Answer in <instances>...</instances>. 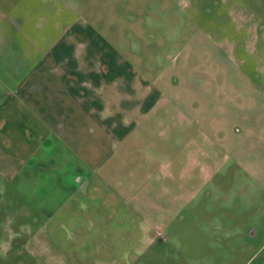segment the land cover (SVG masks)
<instances>
[{
  "label": "rangeland",
  "instance_id": "rangeland-1",
  "mask_svg": "<svg viewBox=\"0 0 264 264\" xmlns=\"http://www.w3.org/2000/svg\"><path fill=\"white\" fill-rule=\"evenodd\" d=\"M6 1L27 23L0 25V264H264V95L246 79L264 86V0ZM80 18L152 87L178 77L166 99L199 103L192 118L218 148L178 145L170 119L184 115L165 104L117 152L98 124L71 127L74 139L43 126L13 88ZM87 148L109 151L107 183Z\"/></svg>",
  "mask_w": 264,
  "mask_h": 264
},
{
  "label": "crops",
  "instance_id": "crops-1",
  "mask_svg": "<svg viewBox=\"0 0 264 264\" xmlns=\"http://www.w3.org/2000/svg\"><path fill=\"white\" fill-rule=\"evenodd\" d=\"M9 6L6 0L1 2L0 25L24 26L27 23L24 14L10 12L15 8ZM42 49L40 58L27 59V69L24 72L21 68L23 78L17 80L13 92L31 101L29 109L32 112L39 110L42 125L56 127L60 139H69V136L77 138L78 131L70 130L71 127L98 124L101 133L104 132L103 136L112 140L113 149L116 150L117 146L131 139L130 136L138 126L136 123L147 118L154 119L162 104L177 111L181 117L184 115L181 119L178 115V119H170L174 121L178 132L192 126V111L196 114L199 107L193 108L190 95L167 100L162 91L164 85L158 82L159 79H156L160 88L157 89L146 82L145 78L132 72L123 56L115 53L113 47L81 18L67 34ZM165 89L168 92H179L176 89ZM114 94H118L116 98H113ZM163 110L168 109L164 107ZM142 138L141 134L138 135L139 144L143 142ZM87 150L81 151L83 154L86 152L85 164L90 166L91 176H99L101 181L107 183L112 173L107 169V161L98 163V158H107L109 151L98 154L90 148ZM117 173L114 171V174ZM81 175L85 177V182L80 192L85 193L91 185V178L86 173ZM120 183L123 186L128 184Z\"/></svg>",
  "mask_w": 264,
  "mask_h": 264
},
{
  "label": "flooded vegetation",
  "instance_id": "flooded-vegetation-1",
  "mask_svg": "<svg viewBox=\"0 0 264 264\" xmlns=\"http://www.w3.org/2000/svg\"><path fill=\"white\" fill-rule=\"evenodd\" d=\"M259 30H262V29H259ZM257 32V31H256ZM175 62H177L176 60H175ZM182 63H184V61H182ZM164 75H168L167 73H164L163 74V76L162 75H160V76H162V77H156L155 79H159L158 80V82H160L161 84H163L166 88H168V89H177V88H179L180 87V84H181V82H180V80H179V78L178 77H176V76H172V77H170L168 80H167V77L166 76H164ZM251 77V81L248 79V78H246L247 80H248V83H250L249 85L250 86H252V87H254L255 88V90L256 91H258L257 93H258V95L260 96H263L264 95V86H259L258 84V77H256L255 75H251L250 76ZM144 78V77H143ZM161 78V79H160ZM245 79V80H246ZM214 82L216 83V85L218 86V87H220L219 85H222L223 84V80L221 79V77H219L218 75H216L215 77H214ZM148 81V80H147ZM148 82H150L151 83V81H148ZM209 83V82H208ZM245 84V83H244ZM204 88L206 89V92H207V90H209V84H205L204 85V87H203V90H204ZM217 96H218V100L220 101V100H223V93H218L217 94ZM263 99H264V96L262 97ZM238 102H240L241 100H240V97H237V99H236ZM236 101V102H237ZM237 102V103H238ZM192 105H193V108L194 109H197L198 107H199V103H197L196 101L194 102H192ZM260 121H261V123L262 124H264V117H262L261 119H260ZM260 123V124H261ZM261 124V125H262ZM200 126H201V119H199V118H195L194 120H193V124H192V126H187L184 130H182V131H179L178 132V139L177 140H179L178 141V145L179 144H181L180 146H183L184 148H185V144H188L189 145V143L191 142V141H195L196 140V138H198L199 139V141L201 140V139H203L202 141L203 142H210L213 146H215V147H217L213 142H211V140L212 139H210V137L208 136V132L207 131H205V132H202V130H201V128H200ZM239 127H235L234 128V132H237V134H239ZM198 134V135H197ZM222 135H220V137H221ZM238 135H236V137H237ZM239 137V136H238ZM203 146V145H202ZM203 148L205 149V151L206 152H209L208 151V149H206V147H204L203 146ZM218 148V147H217ZM222 150H223V152H224V154H226V152L227 151H229V148L228 149H226V148H221ZM227 155V154H226ZM226 155H224L225 157H226ZM208 158H211V156H210V154L207 156ZM77 182H78V192H80V189H82V185H83V183L85 182L81 177H79V176H77Z\"/></svg>",
  "mask_w": 264,
  "mask_h": 264
}]
</instances>
